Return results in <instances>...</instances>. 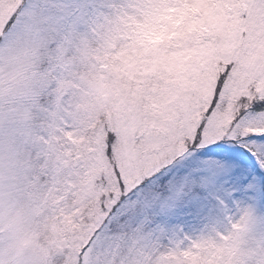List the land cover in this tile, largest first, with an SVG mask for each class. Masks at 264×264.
<instances>
[{
	"label": "snow or ice",
	"instance_id": "snow-or-ice-1",
	"mask_svg": "<svg viewBox=\"0 0 264 264\" xmlns=\"http://www.w3.org/2000/svg\"><path fill=\"white\" fill-rule=\"evenodd\" d=\"M0 264H264V0H0Z\"/></svg>",
	"mask_w": 264,
	"mask_h": 264
}]
</instances>
